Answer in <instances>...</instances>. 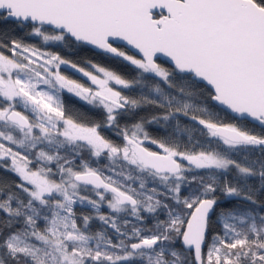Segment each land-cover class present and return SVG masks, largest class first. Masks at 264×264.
Here are the masks:
<instances>
[{"label":"snow or ice","instance_id":"6c2138e0","mask_svg":"<svg viewBox=\"0 0 264 264\" xmlns=\"http://www.w3.org/2000/svg\"><path fill=\"white\" fill-rule=\"evenodd\" d=\"M0 25V264H264V0H0Z\"/></svg>","mask_w":264,"mask_h":264},{"label":"trees","instance_id":"16d2710c","mask_svg":"<svg viewBox=\"0 0 264 264\" xmlns=\"http://www.w3.org/2000/svg\"><path fill=\"white\" fill-rule=\"evenodd\" d=\"M10 27H11L10 25H0V31H3ZM16 35H21V33L17 32ZM24 39L27 43H33V44H36L37 46H40L41 44V41L35 37H24ZM45 47L49 48L52 51L60 52L61 55L73 60L74 62L78 63L82 67L86 63L93 62V63H97L105 67L114 68L118 71L124 72L125 74H129L131 72V69H129L125 64L117 63L112 57L106 56L105 54H102L99 52H95L92 49L86 47L85 45L75 50H72V51L66 50L64 49L62 45H57V44L47 45ZM67 75H69L70 77L74 79L81 81V79L78 78L77 75L75 74H67ZM62 99L70 114H86L89 119L102 118V115L100 112L94 109H91L89 106L85 104L78 103L73 97H71L67 93L63 94ZM140 114H143V112H141ZM221 116L225 119V121L228 120V117L225 116L224 113H221ZM133 119H135V117ZM123 122L124 120L122 119L121 123ZM104 134L108 136L109 138H114V134L110 130H104ZM153 134L159 135V133L156 130H153ZM0 179H3L5 181H13L15 180V177L12 176L10 173L5 172L3 169H0Z\"/></svg>","mask_w":264,"mask_h":264},{"label":"flooded vegetation","instance_id":"af4514ba","mask_svg":"<svg viewBox=\"0 0 264 264\" xmlns=\"http://www.w3.org/2000/svg\"><path fill=\"white\" fill-rule=\"evenodd\" d=\"M83 67H85L86 69H87V68H91L89 63H86L85 65H83ZM63 71H64V73H67V74H75V75H77V77L81 79L80 82H82V83H85V84H88V83H89V82L87 81V78L83 77L82 74H79V73L75 72V71L72 70V69H69V68H67V67H64V68H63ZM67 74H66V75H67ZM70 96H71V95H70ZM71 97H73L78 103H80V104H85L84 102L80 101L78 98H76V97H74V96H71ZM85 105H86V104H85ZM87 106H88V105H87Z\"/></svg>","mask_w":264,"mask_h":264},{"label":"water","instance_id":"95a60500","mask_svg":"<svg viewBox=\"0 0 264 264\" xmlns=\"http://www.w3.org/2000/svg\"><path fill=\"white\" fill-rule=\"evenodd\" d=\"M115 43H117V44H119V45L122 46L121 42H118V41H117V42H115ZM85 46L88 47V48H90V49H92V50L95 51V52H99V53H101L99 50L94 49V48H92L91 46H87V45H85ZM102 54H103V53H102ZM160 61L166 63V58L161 57V58H160Z\"/></svg>","mask_w":264,"mask_h":264},{"label":"rangeland","instance_id":"374dc122","mask_svg":"<svg viewBox=\"0 0 264 264\" xmlns=\"http://www.w3.org/2000/svg\"><path fill=\"white\" fill-rule=\"evenodd\" d=\"M88 70H90V71H94L93 69H91V68H87Z\"/></svg>","mask_w":264,"mask_h":264}]
</instances>
